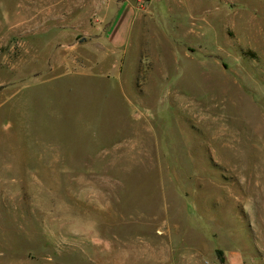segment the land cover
<instances>
[{
  "label": "rangeland",
  "instance_id": "374dc122",
  "mask_svg": "<svg viewBox=\"0 0 264 264\" xmlns=\"http://www.w3.org/2000/svg\"><path fill=\"white\" fill-rule=\"evenodd\" d=\"M0 264H264V0H0Z\"/></svg>",
  "mask_w": 264,
  "mask_h": 264
},
{
  "label": "crops",
  "instance_id": "0c3cea01",
  "mask_svg": "<svg viewBox=\"0 0 264 264\" xmlns=\"http://www.w3.org/2000/svg\"><path fill=\"white\" fill-rule=\"evenodd\" d=\"M96 4V3H95ZM106 5V4H105ZM105 5L103 6V8L102 7H97V10H99V12H104L105 10H106V8H105ZM109 5V4H108ZM108 5H106L107 7H109ZM105 14H107L106 13V11H105Z\"/></svg>",
  "mask_w": 264,
  "mask_h": 264
}]
</instances>
